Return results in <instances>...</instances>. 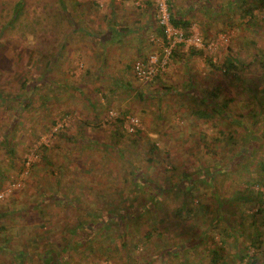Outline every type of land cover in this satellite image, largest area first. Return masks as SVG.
I'll list each match as a JSON object with an SVG mask.
<instances>
[{"label": "rangeland", "instance_id": "rangeland-1", "mask_svg": "<svg viewBox=\"0 0 264 264\" xmlns=\"http://www.w3.org/2000/svg\"><path fill=\"white\" fill-rule=\"evenodd\" d=\"M25 1L18 24L0 31V93L5 98L0 100V264H48V257L62 248L67 251L65 264H210V251L219 247L224 250L218 264H245L248 258L264 264V233L260 232L258 247L248 241L256 235L254 227L264 221L256 214L264 208V200L258 204L236 196L239 180L255 178L258 167L251 156L238 164L230 162L246 150V138L256 136L264 146V5L260 0H169L190 20L188 35L200 38L204 56H191V46L183 44L177 48L178 58L170 56L151 84L136 79L128 66L147 57L161 60L166 44L156 35L164 16L158 4L166 0H111V4L92 0L99 7L90 14L84 4L90 0ZM13 3L0 0V25ZM111 12L117 26L109 23ZM147 21L153 26L135 28L136 22ZM75 26L80 31L72 35ZM110 33L112 39L105 43ZM29 40H37L51 55L59 49L58 61L47 66L49 57L43 51L33 56ZM206 56L216 65L226 56L237 58L238 77L212 70L204 61ZM25 80L37 84L26 101L31 92ZM193 89L205 99L217 89L215 102L220 108L225 99L230 100L223 109L226 116L201 121L195 111L207 104H199ZM23 104L25 109L20 107ZM124 110L138 119L140 133H127L122 125L127 135L120 144H128V149L103 148L99 142H115L113 122ZM78 127L92 141L87 147L57 137L65 128L78 139ZM229 134L234 142L226 147ZM42 145L51 161H66L60 182L63 195L79 197L84 207L49 197L55 193L56 175L40 160ZM147 157L150 162H145ZM212 166V177L198 176ZM136 169L146 174L142 176L146 181L131 188ZM179 172L197 177L196 195L187 202L190 213L177 212L185 196L174 186L168 188L181 183ZM86 184L88 189L81 187ZM98 188L106 191L105 196ZM161 189L165 190L154 206L141 216H124L117 223L110 220L86 236L89 211L99 215L113 205L128 208L139 197L136 209H143ZM150 226L157 231L147 239ZM75 227L76 232H71ZM231 228V236L225 237V230ZM121 232L125 246L117 237ZM20 251L25 255L20 257Z\"/></svg>", "mask_w": 264, "mask_h": 264}, {"label": "trees", "instance_id": "trees-1", "mask_svg": "<svg viewBox=\"0 0 264 264\" xmlns=\"http://www.w3.org/2000/svg\"><path fill=\"white\" fill-rule=\"evenodd\" d=\"M59 1L61 3L64 2L63 0H59ZM260 3L262 5H264V0H262V1L260 0ZM78 4L79 3L75 2V5H78ZM84 4H85V8L87 9V12H89V14L91 13L90 11L92 9H94V8L97 9L99 7V5L94 3L92 0L84 2ZM149 4L152 5L153 3L149 2ZM166 4H167L169 23L173 27L181 29L186 36L188 34V29L191 26L190 20L185 16V14L183 15V13H180L178 8H176V9L173 8V5L169 0H166ZM25 5H26L25 0H14L13 5L11 6V8L8 11L6 21H4V23H1V25H0V31L1 32L3 30H6V28L11 29L13 26H15V24H18L17 22L19 21V19L22 17V15L25 12ZM246 12L249 13L250 9L246 10ZM113 15L114 14L111 12L110 22L109 21L108 22L113 24L114 26H117V22L114 19H112ZM63 16H64V14H63ZM251 17H253V16H251ZM72 18H73V14H72ZM70 21H73V20L70 19ZM147 23H148V21H147ZM149 25L153 26L152 23H149ZM20 26H23V25H20ZM26 26H28V25H26ZM119 28H120L119 30H122V31L125 30L122 27H119ZM72 30L74 31V33L72 35H74V34L77 35V33H79V31H80L78 29V27H76V26ZM109 31H110L109 28L106 29L107 34H109ZM22 32H23L22 38L25 39V36H26L25 31H22ZM32 32H34L33 29H32ZM86 32H88V30H86ZM156 35L160 36L162 41L166 44L165 26L163 24H160V23L158 24V28L156 29ZM91 36H94V35H91ZM112 36H113L112 33H110L109 37L106 38L107 40H104V42L106 43V41H108V40L110 41L112 39ZM33 37L34 38L37 37L35 35V32L33 33ZM65 37L66 36L60 38L59 44L60 43L61 44L59 46L61 48L65 46V43H66ZM42 43H44V41H42ZM32 44H33V46H32ZM27 45L32 47L33 56H35V54L41 55V53H43V52H44V55L47 54L46 57H49V60L47 61V66H52V64H54L55 62L58 61V58H59L58 55L60 54L59 49L56 50L55 53L53 52V54L51 55V54H48V49H42V46H40V44L37 42V40H34V42H31L29 40V41H27ZM183 46L184 45L182 43L174 45V47H172V49H171V53L169 55V58H170V56H172L174 59H177L178 58L177 48H180ZM189 51H190L191 56H195V57L204 56L203 50L200 48H196V47L191 46ZM140 60L143 62H146L147 58L140 59ZM204 61L214 71H218L223 75H232L235 78L238 77L236 71L238 70L237 65H238L239 60L237 58H234L232 56H226L225 59L223 60L222 64H220V65H216V64L212 63L210 58L207 56L204 58ZM128 68H132V67L128 66ZM262 68H263L262 70L264 73V60L262 62ZM157 75L155 77H153L151 80L143 81V82H147V83L151 84L154 81V79H158ZM23 83L26 84L25 85L26 89L31 92L30 95L27 97V99H25V101H26V100H29L30 98H32V96L34 95V90H35L37 84H36V82L30 81V80H25V81H23ZM168 90L169 89H165V91H168ZM193 92H195L196 95H199V97H200L199 104H201V103L207 104L205 106V108H202L201 106H199L197 108V111H195V113L198 115V118L201 121L208 122L211 119H215L217 116L218 117L221 115L226 116L225 111L223 112V109L226 106V104L229 103L230 100L225 99L223 106L220 108V106H218V104L215 102V99L217 98V89L210 91L208 93L210 98L206 97V99L204 96H202L200 93L196 92L194 89H193ZM138 96H139V99H143V94L139 93ZM0 100L1 101L5 100L4 95L1 93H0ZM46 101H48V100H46ZM90 104L93 105L92 102H90ZM26 106H27L26 104L25 105L23 104L20 107L22 109L23 108L25 109ZM48 111H49V109H48ZM128 113H129V111H127V110L121 111L119 113V116L114 119V122H113L114 128H113V132L111 133V140L115 141V142H113V145L111 144V142H109L107 144L99 142L100 146H102L103 148H105V147H108L109 149L112 148V150L118 149L117 147H119L122 151L128 149V147H129L128 144H122L123 146L120 144V139L127 135L126 134L127 131L125 130L126 132H124L122 125H123V119L126 116V114H128ZM78 129H79V132L81 134V136L78 139L73 137L72 134H69L68 133L69 130L66 131L65 128L58 131L57 137H60L61 139H64V140H66L72 144L76 143V144L87 147V144H90L92 141L86 139V137L83 136V131H84L83 128L78 127ZM133 132H135L134 134L138 135L140 133V130L138 129V127H135ZM217 132L219 133V135L221 134L220 131H217ZM127 133H129V132H127ZM228 136L230 138V141L228 139H225L224 143H225L226 147H229L230 144L234 142L233 136H231L230 134ZM214 140L216 142H220V143L222 142V140H219L218 137H215ZM245 141L247 142L246 145L248 146L246 148V150L240 154L236 153L234 155V157L230 159V162H234L235 164H238V163L242 162L243 160H245V158H247V157H250V156L253 157L254 159H252L253 160L252 164L256 165L258 167V169H256V172H255L257 174V176L255 178H249L248 177V178H245L243 180L242 179L239 180L237 187L239 185L240 188H238V190L236 191V196L240 199H245L246 202H252V203L255 202L258 204L259 203L262 204V202L264 200V146L262 145L261 139H259L256 136L253 138H250V139L246 138ZM154 149H155V145L153 143H151L150 150H154ZM47 150L48 149L45 146H43V145L40 146V152H41L40 153V160L43 161V163L46 166H51L50 174L52 176L56 175L55 176L56 177L55 184H54V187L52 188V191L55 193L54 194L50 193L49 197L53 200H57V201L59 200L64 204L68 203L69 205H71L74 208L84 207V203H82V199H80L79 197H66L63 195V188H62V186H60V182H61L62 168L66 165L65 164L66 161L63 164H62V162H59V161H57V162L51 161L50 155L47 152ZM150 161H151V158L147 157L145 162H150ZM209 170L210 171L203 170L200 173V175H198V176L205 177L206 175H209V177L210 176L212 177L213 176L212 170H215V167L212 166ZM132 173L134 175L131 177L132 183H133V186L131 188H136V187H138V184L144 183V181H146V179H143V177L146 174H144L143 172L141 173L140 170H138V169H136L135 171L133 170ZM179 176H180V182L181 183H174L172 185H169L168 188H170V187L172 188L174 186L177 191H181L182 195L185 196V201L182 203L180 208L177 209V212L181 213V212L187 211L188 213H190L191 210L187 209L188 208L187 202L188 201L192 202L193 197L196 195V192L193 191V184L195 181H197V179H196L197 177L193 178L192 175L190 176V173H188V172H186V173L185 172H179ZM150 185H153V187H154V184L150 183ZM242 185H244V186L242 187ZM254 186L257 187V189H255ZM73 187H75V186H73ZM81 187L88 189L89 186L86 184L85 186L81 185ZM214 189L215 190H213V191H216V187ZM164 190L161 189L158 194L153 196L152 197L153 200L150 198L151 201L146 202L149 204H147V205L144 204L143 209H136V202L140 198V197L139 198L137 197L138 199L137 200L133 199V203H131V205H128V208L127 207L126 208L125 207L124 208H118V207H116V205H113L115 207L112 210H106L104 212H101L99 215L93 214L92 212L89 211L88 214L91 216V220L85 221L86 226L89 229V232L86 233V236L88 235V237H90V236H92V234L100 231L101 229H103L104 226H106V224L110 223V220H112L114 223H117V222L121 221V219L124 216H141L143 214L144 210L147 211L149 208H152L154 206V202L157 200L160 193L164 192ZM98 193H100L101 196H105L106 191L101 189V188H98ZM256 214H261L264 218V208L257 210ZM240 218L243 219V216L241 215ZM148 223L150 224V222H148ZM78 225H80V223H77V227H78ZM233 227L235 228L234 224H233ZM231 230H234V229L231 228V229L225 230V237L231 236ZM70 231L75 233L76 227H75V229H71ZM121 231H123V228H121ZM155 231H157V229H154V227L150 226L146 230L145 237L147 239L151 238L153 235V232H155ZM254 231H255L256 235L249 237L248 241H249V244H251L252 246L258 247L259 241H260V236H261L260 232L264 233V221H261L257 228L254 227ZM80 236H81V239H84L83 235H80ZM117 237L119 238L120 245L125 246L127 243L126 242L127 240L125 238L124 232L117 234ZM32 240H35V239L33 238V239H31V241ZM79 242H80V240H79ZM76 243H78V242H76ZM67 244H66V246H67ZM223 250L224 249L222 247H219V249H217V250L214 249V250L210 251V254H209L210 255V259H209L210 264H218V262L220 260H222ZM60 251H61V253L59 252L57 254H54V255H51L48 257V259H47L48 264H65V256L67 254V251L64 248L60 249ZM51 252H55L54 249H52ZM25 253H26L25 251H20L19 252L20 257L25 255ZM57 255H59V258H63V261H64L63 263L58 260L59 258ZM243 258H244V256L240 255V260H242ZM254 263H255V260L252 258H248V260H246V262H245V264H254Z\"/></svg>", "mask_w": 264, "mask_h": 264}, {"label": "built area", "instance_id": "built-area-1", "mask_svg": "<svg viewBox=\"0 0 264 264\" xmlns=\"http://www.w3.org/2000/svg\"><path fill=\"white\" fill-rule=\"evenodd\" d=\"M158 10L162 11V14L164 15L162 16L163 20L161 21V24L165 26L166 47L164 48V53L160 61L155 57H149L146 62L141 60L134 62L132 65V74L136 79L141 81H149L159 72L165 70L171 49L174 45L182 43L196 48L202 46V41L199 37L188 34L185 36L181 29L175 28L169 23L167 7L164 2L158 4ZM123 125L128 132H133L134 128L138 127V119L134 116L126 115L123 119Z\"/></svg>", "mask_w": 264, "mask_h": 264}, {"label": "crops", "instance_id": "crops-1", "mask_svg": "<svg viewBox=\"0 0 264 264\" xmlns=\"http://www.w3.org/2000/svg\"><path fill=\"white\" fill-rule=\"evenodd\" d=\"M109 4H111V0H110V2H109ZM122 8H124L125 6L124 5H122L121 6ZM140 10L141 11H145V7H140ZM136 24V29H143V28H149V27H152V25H149V23L147 24V22L146 23H144V24H140V23H138V22H136L135 23ZM138 38V37H137ZM118 39H120V37L118 38ZM117 39V40H118ZM114 41H116V40H114ZM138 45V44H137ZM148 58V57H147Z\"/></svg>", "mask_w": 264, "mask_h": 264}]
</instances>
